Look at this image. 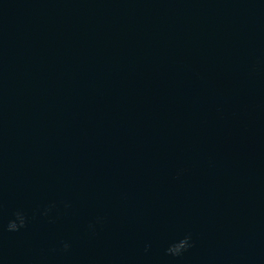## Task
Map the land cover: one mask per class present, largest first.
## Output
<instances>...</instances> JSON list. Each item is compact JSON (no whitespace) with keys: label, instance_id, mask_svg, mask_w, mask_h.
<instances>
[{"label":"water","instance_id":"obj_1","mask_svg":"<svg viewBox=\"0 0 264 264\" xmlns=\"http://www.w3.org/2000/svg\"><path fill=\"white\" fill-rule=\"evenodd\" d=\"M0 264H264V0H0Z\"/></svg>","mask_w":264,"mask_h":264},{"label":"clouds","instance_id":"obj_2","mask_svg":"<svg viewBox=\"0 0 264 264\" xmlns=\"http://www.w3.org/2000/svg\"><path fill=\"white\" fill-rule=\"evenodd\" d=\"M69 206L70 205H68L67 203L65 204V207H69ZM52 207H54V205H52L49 208H46L42 214L47 216L50 213ZM27 223H28L27 215L23 211H17L15 213V218L12 221H10L9 224L7 225V231L10 233H17L22 229L26 228ZM96 223L97 224L102 223V218H97ZM89 229L91 231H95V224H90ZM70 247L71 245L68 242L63 243L64 252H68L70 250ZM192 247H194V243L192 236L189 234V235H185L178 242L170 244L166 249V253L171 257L181 258Z\"/></svg>","mask_w":264,"mask_h":264}]
</instances>
